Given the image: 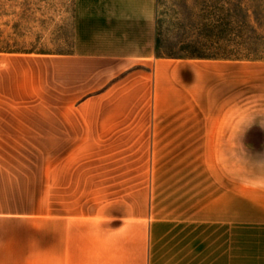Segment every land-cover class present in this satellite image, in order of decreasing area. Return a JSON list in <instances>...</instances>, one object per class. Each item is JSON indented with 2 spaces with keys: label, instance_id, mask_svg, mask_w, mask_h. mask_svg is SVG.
<instances>
[{
  "label": "crops",
  "instance_id": "obj_1",
  "mask_svg": "<svg viewBox=\"0 0 264 264\" xmlns=\"http://www.w3.org/2000/svg\"><path fill=\"white\" fill-rule=\"evenodd\" d=\"M158 3L73 0L54 13L50 34L35 33V46L0 53V144L45 141L49 126L51 142H75L77 110L143 79L164 128L174 125L170 111L180 112L183 129L196 113L195 150L181 152L179 182L167 181L172 169L156 166L154 153L147 196L129 200L131 210L77 216L72 199L52 198L50 229L36 215L35 245L7 236L0 183V264H264V61L159 56ZM165 133L152 142L170 139ZM62 159V188L71 190V152Z\"/></svg>",
  "mask_w": 264,
  "mask_h": 264
},
{
  "label": "rangeland",
  "instance_id": "obj_2",
  "mask_svg": "<svg viewBox=\"0 0 264 264\" xmlns=\"http://www.w3.org/2000/svg\"><path fill=\"white\" fill-rule=\"evenodd\" d=\"M72 7L73 0H0V53L35 46L41 40L36 41L35 33L50 34L54 13ZM43 42L45 51L51 50L50 38ZM157 54L172 59L264 61V0H159ZM137 80H125L102 104L92 102L77 110L75 142H51L49 126L44 128L45 141L0 144V183L7 186V236L13 244L23 237V242L35 245L38 212L44 213V230L50 229L52 198L72 199L77 216L101 207L131 210L129 200L147 196L154 153L156 166L174 170L165 175L167 181L179 182L180 154L195 150L196 113L189 112L192 125L183 129L180 112L170 111L166 117L174 125L164 128L163 111L154 110L147 82L146 87L143 79L139 87L130 86ZM48 92L50 80L45 78L46 103ZM172 100L178 107L179 95H172ZM165 130L170 139L152 142L154 133L163 135ZM180 130L187 131L189 142L180 140ZM68 151L71 190L62 188L64 178L67 182L62 156ZM58 154L60 190L53 183Z\"/></svg>",
  "mask_w": 264,
  "mask_h": 264
}]
</instances>
